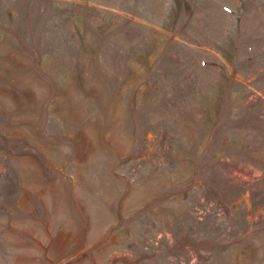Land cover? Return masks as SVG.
I'll return each instance as SVG.
<instances>
[{
	"label": "rangeland",
	"instance_id": "rangeland-1",
	"mask_svg": "<svg viewBox=\"0 0 264 264\" xmlns=\"http://www.w3.org/2000/svg\"><path fill=\"white\" fill-rule=\"evenodd\" d=\"M0 264H264V0H0Z\"/></svg>",
	"mask_w": 264,
	"mask_h": 264
}]
</instances>
